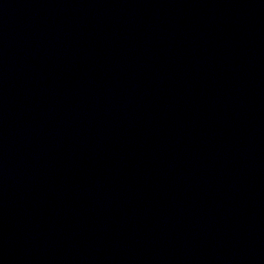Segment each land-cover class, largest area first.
Wrapping results in <instances>:
<instances>
[{
  "label": "water",
  "instance_id": "1",
  "mask_svg": "<svg viewBox=\"0 0 264 264\" xmlns=\"http://www.w3.org/2000/svg\"><path fill=\"white\" fill-rule=\"evenodd\" d=\"M0 264H264V0H0Z\"/></svg>",
  "mask_w": 264,
  "mask_h": 264
}]
</instances>
